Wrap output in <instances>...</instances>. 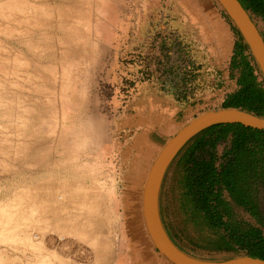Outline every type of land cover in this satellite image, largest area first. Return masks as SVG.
Listing matches in <instances>:
<instances>
[{"label": "rangeland", "instance_id": "rangeland-1", "mask_svg": "<svg viewBox=\"0 0 264 264\" xmlns=\"http://www.w3.org/2000/svg\"><path fill=\"white\" fill-rule=\"evenodd\" d=\"M147 5L148 0H0V264H98L95 251L101 247L103 264H169L146 234L142 178L135 176L150 161L152 143L131 150L115 189L100 168L107 161L104 151L85 142L97 135L87 114L106 110L103 87L119 51L114 32L137 31ZM223 97L205 99L184 120L173 121L181 127L219 108ZM119 125L108 124L103 134L114 153L124 154L132 140L117 139ZM172 166L160 194L165 228L166 205L169 214L173 209L166 197Z\"/></svg>", "mask_w": 264, "mask_h": 264}, {"label": "trees", "instance_id": "trees-1", "mask_svg": "<svg viewBox=\"0 0 264 264\" xmlns=\"http://www.w3.org/2000/svg\"><path fill=\"white\" fill-rule=\"evenodd\" d=\"M238 1L257 26L262 23L263 31L258 28L264 37V0ZM151 4L137 31L114 32L119 51L111 81L103 87L106 110L101 116L91 109L87 114L97 135L85 142L95 151L103 150L114 164L117 154L104 128L111 123L116 129L129 103L140 95L165 99L182 115L201 101L215 98L228 83L235 89L224 95L217 109H240L264 117V81L225 12L235 36L227 80L210 66L204 52L193 47L189 30L178 26L159 4L153 5L156 9ZM118 131V140L132 137L128 130ZM170 176L166 197L171 198L173 209L170 216L166 205V230L180 249L264 260V131L239 125L211 127L181 151Z\"/></svg>", "mask_w": 264, "mask_h": 264}, {"label": "crops", "instance_id": "crops-1", "mask_svg": "<svg viewBox=\"0 0 264 264\" xmlns=\"http://www.w3.org/2000/svg\"><path fill=\"white\" fill-rule=\"evenodd\" d=\"M148 3H152V6L159 4L163 10L170 12L178 26L187 28L191 33V39H193V47L204 52L210 66L214 70L220 71L224 78L226 76V80L228 79V67L233 55L235 36L215 0H148ZM154 6L153 9H156ZM107 46L111 47L114 44L109 42ZM228 85L227 83L226 86ZM227 93H229L227 87L218 92L223 96ZM186 115L187 110L182 112V118L180 110L175 109L169 101L153 94L135 97L129 103L127 113L121 116L119 121L122 129L132 132V141L129 147L124 154L120 152L114 156L115 164L114 160H107L100 166L104 170L105 176L108 177L105 179L107 185L116 189V182L124 177V167H127L131 155L134 153L131 150L135 147L138 149L141 144L150 142L152 143L150 145L154 147L152 155L148 156L150 161L144 162L145 165L138 166L137 169L139 168L140 172L138 170L135 175L141 176L140 185L142 188L151 162L166 141L184 125L179 127L181 122L177 123L173 120L175 117L184 120ZM151 139L155 142L153 143ZM124 164L125 166H123ZM131 200L136 202L135 198H131Z\"/></svg>", "mask_w": 264, "mask_h": 264}, {"label": "water", "instance_id": "water-1", "mask_svg": "<svg viewBox=\"0 0 264 264\" xmlns=\"http://www.w3.org/2000/svg\"><path fill=\"white\" fill-rule=\"evenodd\" d=\"M215 1L239 32L264 81V37L255 21L238 0ZM218 125H239L247 129L264 131V117L234 108L202 112L179 128L166 141L147 171L141 193V216L151 244L169 264H264V260L246 255L224 259H204L194 256L174 243L162 221L160 194L169 169L193 138Z\"/></svg>", "mask_w": 264, "mask_h": 264}, {"label": "bare ground", "instance_id": "bare-ground-1", "mask_svg": "<svg viewBox=\"0 0 264 264\" xmlns=\"http://www.w3.org/2000/svg\"><path fill=\"white\" fill-rule=\"evenodd\" d=\"M259 27V26H258ZM103 205V204H102ZM101 205V206H102ZM102 210V209H101ZM105 211V210H104ZM98 212V211H97ZM99 213V212H98ZM2 215V214H1ZM94 220H92V221H90V222H93ZM94 223V225H96V223L95 222H93ZM75 225V224H74ZM93 225V226H94ZM90 227H92V226H90ZM89 228V227H88ZM102 229V228H101ZM79 232V231H78ZM103 232V231H102ZM100 236V235H99ZM96 238V237H95ZM92 240H94L95 242H96V244H97V239L95 240V239H92ZM100 240V239H99ZM102 243V242H101ZM101 246V245H100ZM96 253H97V263L98 264H103V262H104V258H106V254H105V250H104V248L103 247H101L100 249H98V250H96L95 251ZM108 258V257H107ZM109 261V260H108ZM106 263V262H105Z\"/></svg>", "mask_w": 264, "mask_h": 264}]
</instances>
